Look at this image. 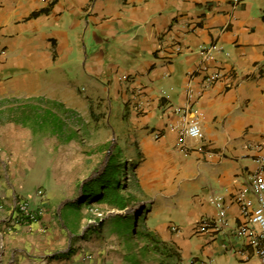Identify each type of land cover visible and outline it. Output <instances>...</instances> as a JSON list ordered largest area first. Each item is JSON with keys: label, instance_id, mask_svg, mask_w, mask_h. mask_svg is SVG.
Wrapping results in <instances>:
<instances>
[{"label": "crops", "instance_id": "crops-1", "mask_svg": "<svg viewBox=\"0 0 264 264\" xmlns=\"http://www.w3.org/2000/svg\"><path fill=\"white\" fill-rule=\"evenodd\" d=\"M212 44L217 49L203 58L199 48ZM216 70L225 79L203 88ZM39 100L98 107L100 124L117 135L127 125L137 202L149 207L158 264H263L237 252L244 247L237 229L241 203L257 207L253 179L264 173V0H0V139H13V154L27 157L11 180L0 163V264H92L80 258L81 238L71 243L81 235L71 199L58 202L66 192L55 187L68 184L34 163V126L5 124L8 105ZM189 101L200 140L169 125L179 119L171 106ZM6 154L0 147L2 164ZM39 185L47 189L42 201ZM8 186L43 205L38 222L5 230L14 200ZM217 200L226 227L197 233L201 217L217 214ZM64 243L71 255L56 256Z\"/></svg>", "mask_w": 264, "mask_h": 264}, {"label": "rangeland", "instance_id": "rangeland-1", "mask_svg": "<svg viewBox=\"0 0 264 264\" xmlns=\"http://www.w3.org/2000/svg\"><path fill=\"white\" fill-rule=\"evenodd\" d=\"M45 110L51 113L50 117L44 114ZM97 110L98 107L90 106L86 112L74 109L63 113L44 100L15 103L6 108L5 124L9 127L10 122L20 119L24 126H34L39 149L34 155V163L38 168L53 167L56 177L68 184L65 187L57 186L55 190L59 194H62V190L66 192L60 195L58 202L71 199L70 204L77 221L75 230L77 234L81 233L80 236H74L71 243L81 238L80 243L85 247L80 252L82 261L94 264L98 259H109L122 261V264H158L159 247L154 244L153 238L141 240L134 237L130 229L125 234L122 226L116 222L118 218L129 220L134 216L141 232H146L152 225L149 207L137 202L141 193L135 185L137 175L132 161L133 151L124 141L127 125H122L118 135L112 133L108 124H100V113ZM53 115L58 121H54ZM3 134L1 131L0 136ZM0 147L7 150L6 159L3 164L0 163L6 168L7 179L11 180L15 169L26 165L27 157L13 154V139L9 137L0 139ZM115 155L121 156L119 162L125 160V167L119 164V181L122 183L126 179L128 183L125 189H121L127 198L126 206L119 208L104 202L89 203L81 199V184L102 174ZM124 168L126 178L123 177ZM41 175L39 173L36 176L39 181L42 179ZM40 188L45 192V199L47 189L39 185L36 191ZM7 189L20 196L14 188L8 186ZM71 249L64 243L56 246L55 255H71Z\"/></svg>", "mask_w": 264, "mask_h": 264}, {"label": "built area", "instance_id": "built-area-1", "mask_svg": "<svg viewBox=\"0 0 264 264\" xmlns=\"http://www.w3.org/2000/svg\"><path fill=\"white\" fill-rule=\"evenodd\" d=\"M218 45L212 44L207 47H200L199 51L203 58H208L216 50ZM5 50H1L4 53ZM124 80L128 79L127 75L122 76ZM225 79L222 70H216L206 73L203 78V88H208L220 80ZM135 105L137 108L142 107V103L138 100ZM172 105V104H171ZM170 107V106H169ZM193 107L189 101L185 106L172 105L171 110L178 114L177 122H169V125L178 130L182 137L187 136L193 139H202L203 131L199 121L188 116V112ZM156 137L160 136V132H156ZM260 164L264 163V158L259 159ZM263 170H259L254 175L253 187L257 199V207L252 208L249 202H242L240 209V223L237 232L244 238V247L237 250L242 254L255 255L264 264V175ZM36 195L42 201L45 197L43 189H38ZM217 214L215 216H203L196 222V232H219L227 225L226 206L222 200L215 202ZM44 212L43 205H36L31 197L14 195L13 209L7 217L5 230L13 232L17 228L25 225H32L38 222ZM97 215L101 216V213ZM173 231H178L177 226L172 227Z\"/></svg>", "mask_w": 264, "mask_h": 264}, {"label": "trees", "instance_id": "trees-1", "mask_svg": "<svg viewBox=\"0 0 264 264\" xmlns=\"http://www.w3.org/2000/svg\"><path fill=\"white\" fill-rule=\"evenodd\" d=\"M56 108L61 110L63 113H68L67 109L61 103H52ZM47 117H50L51 113L47 110L44 111ZM54 121L55 119L53 115ZM121 156L115 155L110 162V165L105 169V171L99 176L92 178L91 180L85 181L80 186V198L92 202H104L110 205L117 206L119 208L126 206L127 198L122 194L121 189H125L128 186L127 180L120 183L119 181V164H123L125 167V160L119 162ZM126 170L123 169V177L126 178ZM116 222L122 226L124 233L130 229L134 237H138L141 240L147 241L148 237H152L154 244L160 247L158 238L155 237L149 230L146 232H141L136 224V218L132 216L129 220H122L121 218L116 219ZM157 249V248H156ZM159 250V248H158Z\"/></svg>", "mask_w": 264, "mask_h": 264}, {"label": "bare ground", "instance_id": "bare-ground-1", "mask_svg": "<svg viewBox=\"0 0 264 264\" xmlns=\"http://www.w3.org/2000/svg\"><path fill=\"white\" fill-rule=\"evenodd\" d=\"M139 205L137 204L136 207H138Z\"/></svg>", "mask_w": 264, "mask_h": 264}]
</instances>
